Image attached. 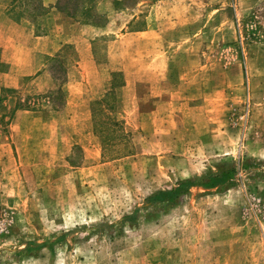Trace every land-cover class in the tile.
<instances>
[{"label":"rangeland","instance_id":"374dc122","mask_svg":"<svg viewBox=\"0 0 264 264\" xmlns=\"http://www.w3.org/2000/svg\"><path fill=\"white\" fill-rule=\"evenodd\" d=\"M109 1L60 0L64 74L0 86V264H264V37L236 36L263 0ZM221 162L223 193L146 201Z\"/></svg>","mask_w":264,"mask_h":264},{"label":"crops","instance_id":"0c3cea01","mask_svg":"<svg viewBox=\"0 0 264 264\" xmlns=\"http://www.w3.org/2000/svg\"><path fill=\"white\" fill-rule=\"evenodd\" d=\"M116 1L118 0L113 2ZM38 2L44 11L43 15L35 17L34 21L43 23L50 19L54 28L52 31L45 30L44 26L37 24L39 25L37 30L41 32L38 34L35 26L31 24L34 22H30L33 19L26 15L27 19L20 18L18 21H10L9 15L5 12L9 1L0 0V86L8 90L19 89L27 80L26 85L35 83L38 88L37 92L41 91L40 80H45L48 75L45 72L39 73L40 62L43 60L46 62L55 57L57 50L62 47L58 44L60 41L57 40L63 34L61 27L65 22H71L70 18L56 10V0H38ZM113 2L109 1L107 10L110 12L114 11ZM139 33L143 34L145 30ZM48 77L53 81L50 76ZM19 111L25 112L15 110L14 113Z\"/></svg>","mask_w":264,"mask_h":264},{"label":"trees","instance_id":"16d2710c","mask_svg":"<svg viewBox=\"0 0 264 264\" xmlns=\"http://www.w3.org/2000/svg\"><path fill=\"white\" fill-rule=\"evenodd\" d=\"M8 9L6 13H12L13 10L17 8H21L19 12L15 13V19L19 17V15H26L32 19L35 17L43 15V9L39 5L38 0H8ZM90 0H67V2H72V9L74 12H78L79 15L83 16L87 12V9L84 8V3L89 2ZM60 0H56L55 8L56 10L61 12V8L59 7ZM42 9V10H41ZM12 11V12H11ZM36 31H37V27ZM236 36L238 49H241L242 42L244 44H248V42H254L253 40H259L264 37V0L261 5L252 13L251 17L242 25L241 28L236 25ZM52 62L55 63L54 67L59 68L61 72L64 74V69L56 63V60ZM114 76V74H112ZM65 76L63 75V79L60 83H64ZM122 82H116L112 87V93L109 91L102 95L99 100L94 101L96 105L107 106V108L115 114V98H114V90L116 88L122 87ZM59 94L61 91L59 90ZM116 124V121L113 120ZM239 165L234 164L232 162H221L218 163L212 170H208L204 175L198 177L196 179H185L177 181L170 189L157 191L153 193L151 196L147 198V202L150 204L156 203H164L167 206H173L179 203L180 198L186 194L190 189L195 188L202 190L204 193H209L213 191V193H223L224 191L230 189L233 186L234 178L237 174V169ZM242 169H245L248 166V161L242 162L240 165ZM136 210H134L129 217L125 219H130V217H135ZM31 249L37 251L41 248L46 247L50 253H52V248L50 243H28ZM30 250V249H29Z\"/></svg>","mask_w":264,"mask_h":264}]
</instances>
